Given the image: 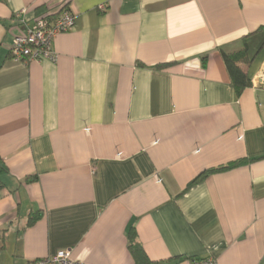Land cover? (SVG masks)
Wrapping results in <instances>:
<instances>
[{
  "label": "crops",
  "instance_id": "crops-1",
  "mask_svg": "<svg viewBox=\"0 0 264 264\" xmlns=\"http://www.w3.org/2000/svg\"><path fill=\"white\" fill-rule=\"evenodd\" d=\"M64 9L56 61L12 56ZM260 29L264 0H0V264H135L132 229L158 264H264V47L240 97L222 55Z\"/></svg>",
  "mask_w": 264,
  "mask_h": 264
},
{
  "label": "built area",
  "instance_id": "built-area-1",
  "mask_svg": "<svg viewBox=\"0 0 264 264\" xmlns=\"http://www.w3.org/2000/svg\"><path fill=\"white\" fill-rule=\"evenodd\" d=\"M101 9H105L102 5ZM26 14L22 10L16 14L18 20H22ZM26 24V22H23ZM74 25V16L66 12L54 23L45 18L38 19L33 27H27L22 35L17 36L12 45L11 54L14 58L30 61H56L57 56L53 50L54 38L63 32L70 31ZM256 85L264 88V68L258 75ZM30 264H83L75 261L68 250L58 251L54 256L33 261ZM192 264H217L212 258L194 259Z\"/></svg>",
  "mask_w": 264,
  "mask_h": 264
},
{
  "label": "trees",
  "instance_id": "trees-1",
  "mask_svg": "<svg viewBox=\"0 0 264 264\" xmlns=\"http://www.w3.org/2000/svg\"><path fill=\"white\" fill-rule=\"evenodd\" d=\"M44 12L45 8L38 10V14H43ZM66 12V9H64L61 13L57 15H50L42 18H45L50 23H54L58 18L61 17V15ZM244 42L245 45L242 50L231 54H227L225 52L222 53L226 68L230 75L232 87L234 88L238 97H240L246 89L252 86L251 79L249 78L247 70H245L244 68H248L252 65V63L264 47V29H260L258 33L253 34L252 36H248L244 40ZM243 164L244 163L242 161H239L220 167L218 169H211L209 171H206L200 176H198L194 181H192L189 184L188 188H191L194 184L209 175L233 170L242 166ZM6 174H8V169L0 158V190L4 187L2 179ZM33 180L34 179H28V181ZM38 218L39 217L36 216L31 219L30 225H33L38 220ZM128 249L132 258L135 261V264H158L151 261L150 258L147 256L142 244L138 240V235L134 229H132L128 234Z\"/></svg>",
  "mask_w": 264,
  "mask_h": 264
}]
</instances>
